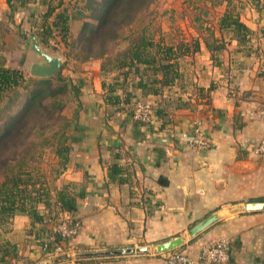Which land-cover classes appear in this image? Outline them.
Returning a JSON list of instances; mask_svg holds the SVG:
<instances>
[{
	"label": "crops",
	"instance_id": "obj_1",
	"mask_svg": "<svg viewBox=\"0 0 264 264\" xmlns=\"http://www.w3.org/2000/svg\"><path fill=\"white\" fill-rule=\"evenodd\" d=\"M187 33L192 46L187 41L179 45L183 52L177 58V77L168 86L148 82L156 91L137 86L140 73L123 77L118 70L104 71L100 60L89 61L80 76L73 73L82 85L66 131V161L53 186L74 196L76 210L59 215L77 219L78 232L62 242L61 252H43L40 241L59 219L48 218L43 205L38 206L46 218L43 225L15 214L0 226V243H9L18 258L13 263L164 264L168 251L158 252L156 246L179 236L183 243L172 250L187 253L194 264H264V210L231 211L247 202H264V154L254 152L264 137L259 113L264 105V45L258 42L262 55L250 62L251 53L239 51L235 39L222 47L217 43L219 49L212 51L207 46L211 36L202 37L196 26ZM161 76L157 71L147 78ZM110 82L115 87L111 93ZM135 98L153 104L151 123L132 119ZM195 122L209 139L208 148L189 146ZM113 165L117 171L110 179ZM211 214H217L215 222L196 236L188 234ZM218 238L229 241L228 260H198L200 246ZM141 246L147 250L131 255L77 256Z\"/></svg>",
	"mask_w": 264,
	"mask_h": 264
},
{
	"label": "trees",
	"instance_id": "obj_2",
	"mask_svg": "<svg viewBox=\"0 0 264 264\" xmlns=\"http://www.w3.org/2000/svg\"><path fill=\"white\" fill-rule=\"evenodd\" d=\"M6 1L10 5V0ZM141 1H95V13L91 15L96 20V24H93L94 22H85L84 28L87 35L83 34L80 41L85 44L83 49L88 51V54L83 56L84 60L92 57L100 58L102 59V70H118L121 71L123 77L129 72L140 73V79L136 84L150 93L156 90L148 86V82L150 84L158 82L160 85L168 86L177 77V58L183 52V50L180 51L181 48L179 46H175L176 48L174 46L162 48L141 33L135 41H132L114 59H103L106 53L104 45L109 39L113 40L120 35V30L134 19V15L137 12L136 8L141 6ZM229 3L230 1L227 2V7L218 17L217 24L219 29H221V33H228L229 39L237 41V49L239 51H242L245 55H250L252 52L249 49L251 48L250 43L257 34L254 35V32L240 19L238 9L233 11L228 6ZM53 11V8H48L44 17L47 18ZM261 12L264 18V3ZM55 18L57 20H54L53 23L61 26V31L63 32L62 40L65 41L68 34L69 16L62 9V11L55 14ZM88 31H90L89 34ZM258 33V37L264 38V27ZM97 43L101 45L99 51L96 56L90 55L89 53L92 52L94 45ZM77 44L78 42H76ZM219 45L217 44V38L207 44L212 51H217ZM153 48L155 52L151 51ZM177 48L179 51H177ZM196 49H198V46L194 47V50ZM106 62H112L113 66L107 69ZM146 71H150V73H146ZM157 71L162 75L160 79L147 78L150 74H155ZM142 74L145 75V78ZM31 79H34V85L26 91L22 108L17 114L10 116L6 124L0 127V226L15 214L28 215L33 224H45L46 218L38 211L39 205L44 206L48 212V218L51 220L59 219L60 221L62 219L59 215L60 212L67 211L71 214L76 210L75 198L67 188L57 189L53 186V189L49 190L47 187L42 186L39 175L37 178L32 177V171H29L31 170L30 166L25 164V158L31 148H28V151L22 153L23 156H21L20 147L24 144L31 145L33 140L40 136L42 137L49 129H54L56 123H53V120L60 116V111L65 106L64 96L71 94V99L74 97L77 100L82 83L80 81L74 82L72 77L62 76L60 72L55 77ZM26 81L19 69L0 65V104L4 99H6L4 107L12 104L19 94L17 89L25 87ZM114 89V85L110 82L108 86L109 93ZM126 96L128 97L129 94L127 93ZM159 112L157 111V113ZM61 118L63 119L64 117ZM51 120L53 121L52 123ZM59 128L61 127L55 128L53 136L57 139L54 149L55 155L59 158L58 164L61 168L66 161V153L69 147L65 143L66 131L59 134ZM60 168L55 175L59 173ZM116 171L117 167L115 165L111 166L109 171L110 179L114 178L113 173ZM37 184L38 186H36ZM68 220L70 223H78V220L70 217V215ZM45 233L44 236L47 237L40 241L43 252H54L56 244L66 242L68 239L63 237L57 229H54L51 233ZM61 247L64 249L62 243ZM13 259L18 260L10 244L0 243V264H18L13 263Z\"/></svg>",
	"mask_w": 264,
	"mask_h": 264
},
{
	"label": "rangeland",
	"instance_id": "obj_3",
	"mask_svg": "<svg viewBox=\"0 0 264 264\" xmlns=\"http://www.w3.org/2000/svg\"><path fill=\"white\" fill-rule=\"evenodd\" d=\"M95 1L102 2L103 0H10V5L6 0H0V65L19 69L27 80L25 87L17 89L19 94L12 104L4 107L6 99L1 101L0 127L22 108L26 91L34 85V79L31 78H40L29 75L31 63L44 62L41 56L31 50L30 41L26 40L29 35H35L40 40V47L43 50L62 58V65L53 77L60 72V75L70 78L72 76L75 82H78V78L73 77V73L74 76L76 74L80 76V72L83 73L86 70L83 66L89 61H102L97 57L84 60L83 56L87 55L88 51L83 49L85 44L80 41L83 34L87 35L84 28L85 22L96 24V20L91 15L95 13ZM228 1H230L228 6L233 11L238 9L239 17L244 23L253 26L257 32L264 27V18L260 16L264 0H142L141 6L136 8L134 19L132 21L130 19V22L128 21L129 23L120 30V35L113 40L109 39L104 45L106 53L103 59H114L141 33L162 48L177 47L183 41H187L191 47L193 38L187 33V28H193V26H196V31L201 33L202 37L211 36L209 40L217 38V43L220 45L223 42L227 43L229 35L221 33L217 21L219 15L227 7ZM50 7L54 11L45 18L44 14ZM62 9L69 16L68 34L65 41L62 40L61 26L53 23L57 20L55 14ZM204 25L212 28L213 32H204L201 27ZM76 42H78L77 45ZM258 42L264 45V38H259L257 35L251 41L250 62L262 55L259 53L262 49ZM99 45L100 43L95 44L89 54L96 56L101 47ZM151 51L155 52V49ZM177 51H179L178 48ZM106 63L107 69L113 66L112 62ZM64 100L65 106L60 111V116L54 119V122L51 120V123H56L55 127L53 126L54 129H49L42 137L33 140L32 146L24 144L20 147L21 156H23L22 153L28 151V148H31L25 158V164L30 166L29 171H32V177L37 178L39 175L42 186L49 190L53 189V179L55 180L56 171L60 168L59 158L55 155L54 149L57 139L53 133L57 127H61L59 134L70 128L69 122L72 121L73 110L77 106V100L74 97L71 99V94L64 96Z\"/></svg>",
	"mask_w": 264,
	"mask_h": 264
},
{
	"label": "built area",
	"instance_id": "obj_4",
	"mask_svg": "<svg viewBox=\"0 0 264 264\" xmlns=\"http://www.w3.org/2000/svg\"><path fill=\"white\" fill-rule=\"evenodd\" d=\"M264 119V105L259 110ZM154 107L149 101L135 99L131 104V117L133 120L147 124L154 119ZM188 144L191 148H208L209 139L205 136L200 124L195 122L191 129V136ZM254 152L264 154V137L256 145ZM69 218H62L56 229L63 237L71 238L78 232V223H70ZM62 243V242H61ZM61 243L56 244L54 251L61 250ZM229 258V241L225 238H218L202 244L198 251V260L204 263H224ZM164 264H194V260L185 252L168 251L164 255Z\"/></svg>",
	"mask_w": 264,
	"mask_h": 264
},
{
	"label": "water",
	"instance_id": "obj_5",
	"mask_svg": "<svg viewBox=\"0 0 264 264\" xmlns=\"http://www.w3.org/2000/svg\"><path fill=\"white\" fill-rule=\"evenodd\" d=\"M26 40L30 41V48L33 52L43 58L42 63H31L29 66V75L32 77H51L53 76L62 65V58L60 56H55L49 54L47 51L43 50L40 47V40L35 35H29ZM251 210H264V202L262 201H254L247 202L241 205L235 206L231 211L232 212H241V211H251ZM217 214H211L192 226L188 230V234L190 236H196L209 225L217 220ZM183 243V239L179 236L162 242L156 246V250L158 252H166L170 251ZM146 247H126V248H118V249H107V250H98V251H87L78 253L79 257H117L124 255L136 254L138 252L146 251Z\"/></svg>",
	"mask_w": 264,
	"mask_h": 264
}]
</instances>
